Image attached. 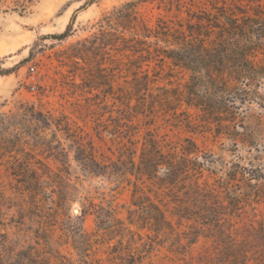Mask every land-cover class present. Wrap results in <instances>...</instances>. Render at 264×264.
I'll use <instances>...</instances> for the list:
<instances>
[{
    "label": "rangeland",
    "instance_id": "obj_1",
    "mask_svg": "<svg viewBox=\"0 0 264 264\" xmlns=\"http://www.w3.org/2000/svg\"><path fill=\"white\" fill-rule=\"evenodd\" d=\"M25 1L0 0L1 68L11 71L0 76V242L7 241L15 252L31 248L46 256L57 250L78 260L72 237L83 225L93 244L91 257L112 264L110 253L119 238L108 242L98 231L94 214L84 224L78 220L93 202L99 208L117 209V217L132 232L124 246L142 257L144 264H264V107H253L255 116L245 119L244 129L238 131L210 125L199 111L183 105L176 115L159 108L147 118L134 119L137 130L128 128L122 134L123 107L117 98L124 93L133 99L140 91L126 70L136 64V57L120 54L111 37L109 46H100L105 40L102 32H108L104 16L131 0H94L84 10L80 9L89 0H33L22 14L20 5ZM238 1L229 0V7L235 4L248 11L264 5V0ZM139 12L152 27L158 20L186 19L185 13H167L156 3L141 6ZM74 15L70 37L49 38L64 33ZM257 62H264V55ZM143 71L156 79L151 91L142 92L147 96L164 94L158 88L183 91L189 80L187 71L169 63H145ZM259 93L264 96V85ZM148 131L167 149L179 151L186 140H192L203 153L211 154L214 168L223 165L211 180L216 188L215 178L238 162L263 177L250 186L241 178L230 184V196L219 195L224 201L241 196L235 214L229 206L225 211L230 214L224 236L211 231L191 245L186 227L165 235L150 231L137 218L136 224H129V211L137 209L134 186L117 174L94 173L105 166L115 168L129 149L139 155ZM140 185L141 205L146 208L150 197L165 210L163 193L147 183ZM0 254L7 255L1 248Z\"/></svg>",
    "mask_w": 264,
    "mask_h": 264
},
{
    "label": "trees",
    "instance_id": "obj_2",
    "mask_svg": "<svg viewBox=\"0 0 264 264\" xmlns=\"http://www.w3.org/2000/svg\"><path fill=\"white\" fill-rule=\"evenodd\" d=\"M27 2L20 5L22 14L27 13V4L33 3V0ZM228 2L131 0L104 16L103 23L108 32H102L105 40L101 43V49L109 46L107 38L111 37L120 54L136 57V64L126 70H130L133 85L139 86L140 91L135 99L126 97L124 93L117 98L123 107V118L119 122L122 134L128 128L137 130L133 126L134 119L142 116L147 118L159 108H166L176 115L178 108L183 105L199 111L200 117L210 125L216 124L222 130L238 131L244 129L245 119L255 116L253 107H264V96L259 93L264 85V62H257L259 55H264V5L251 6L253 9L246 11L235 4L234 8L229 7ZM93 3L94 0H89L80 10ZM147 3H156L159 9L163 8L167 13L173 10L178 15L185 13L186 19L176 23L158 20L156 26L152 27L139 12V8ZM75 19L74 15L64 33L49 38L62 41L70 37ZM145 63H169L174 68L187 71L189 80L184 90L158 88L164 94L154 95L151 92L147 96L142 93L151 91L156 83L153 76L143 71ZM1 64L0 60V76L11 74V71L2 69ZM133 100L136 101L135 105H132ZM129 151L128 155L124 153L114 163L115 168L105 166L94 174H117L134 186L133 206L137 209L129 211L130 225L136 224L137 218L150 231L165 235L186 227L190 232L188 244L191 245L211 231H217L222 236L226 234L224 224L230 213L226 214L225 211L229 206L235 214L239 210L241 198L240 195H232L234 198L227 197L224 201L219 197L231 195L230 184L240 182L241 178L249 186L252 180H263V177L254 175L256 170L253 167L249 169L238 162L232 164L229 170H222V176L215 178V182L219 183L216 188L211 180L213 176H218L223 165L214 168L213 156L203 153L192 140H186L179 151L167 149L148 131L139 155L134 148ZM249 162L253 163V160ZM205 172L208 173L207 177ZM130 177H134L135 181ZM142 183L163 193L167 200L165 210L150 197L146 208L141 205L139 194ZM108 208H99L90 202L78 220L84 224L85 218L94 214L98 231H103L108 242L119 238L110 253L113 255L110 260L112 264H144L142 257H136L132 249L124 246L125 238L132 234L131 230L117 217V209ZM142 216L143 219H140ZM72 239L78 260L67 258L57 250L46 256L39 255L31 248L15 252L7 247L6 241L0 242V248L7 254H0V264H104L101 259L91 257L93 244L83 225ZM129 246L132 248L131 244ZM122 249L126 252L123 253Z\"/></svg>",
    "mask_w": 264,
    "mask_h": 264
},
{
    "label": "built area",
    "instance_id": "obj_3",
    "mask_svg": "<svg viewBox=\"0 0 264 264\" xmlns=\"http://www.w3.org/2000/svg\"><path fill=\"white\" fill-rule=\"evenodd\" d=\"M31 70L34 72L35 68L31 67ZM32 89L35 90V87H33Z\"/></svg>",
    "mask_w": 264,
    "mask_h": 264
}]
</instances>
